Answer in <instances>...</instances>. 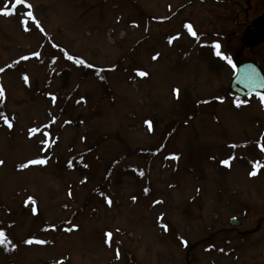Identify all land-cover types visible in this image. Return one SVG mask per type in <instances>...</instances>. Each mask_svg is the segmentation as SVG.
Listing matches in <instances>:
<instances>
[{"label":"rangeland","instance_id":"rangeland-1","mask_svg":"<svg viewBox=\"0 0 264 264\" xmlns=\"http://www.w3.org/2000/svg\"><path fill=\"white\" fill-rule=\"evenodd\" d=\"M27 3L43 31L20 22L25 5L0 14V264H264L261 161L249 175L264 113L203 102L231 73L206 46L249 56L248 15L225 27L224 0Z\"/></svg>","mask_w":264,"mask_h":264},{"label":"snow or ice","instance_id":"snow-or-ice-1","mask_svg":"<svg viewBox=\"0 0 264 264\" xmlns=\"http://www.w3.org/2000/svg\"><path fill=\"white\" fill-rule=\"evenodd\" d=\"M9 2H11V0H9ZM27 5V8L29 9L26 14H25V17H22L21 18V23L24 24V25H27V23L29 21H31L32 23H34L36 25V27L40 28L41 31H43V28L41 27L40 25V22L36 19V17L34 16L33 12L31 11L32 9V5L30 3H27V0H14V3H12L11 6H6V7H0V14L2 15H10L12 14L15 10H16V7L17 6H20V5ZM185 28H187L188 32L190 33V35H192L193 37H196L197 39H199V36L197 35V32L193 29L192 25L189 24V23H186L184 25ZM179 35V34H177ZM169 42H171V38L169 39ZM213 47L216 49L215 51V55L221 57L222 59L226 60L229 64H232V59L231 57L225 55L222 51H220V45L219 43L217 42H213ZM32 55H35V56H38L39 53H32ZM27 57H25L26 59ZM70 59L72 57H69ZM156 57L154 56L153 59H155ZM77 63H84L83 60H77ZM234 66V65H233ZM0 71H3V69H0ZM139 75L140 76H145L147 75L146 72H143L141 70H137ZM24 80L27 82L28 80V77L27 75L24 76ZM174 91L178 92V90L174 89ZM4 94V90L2 88H0V96H3ZM50 95H53V98H54V94H50ZM83 99V98H81ZM222 99V98H220ZM261 103L262 105H264V94H261ZM239 106V104L237 105ZM0 119H3V121L8 125V127H12V123L11 121L8 119V117L4 114V113H0ZM53 121L56 119L55 117L52 118ZM146 123H148L150 125V121H146ZM151 130V129H150ZM40 129L39 128H33V129H30L29 130V135L31 136L33 133L35 132H39ZM41 143H47V141H41ZM233 147H235V145H233ZM261 148L262 150H264V145H261ZM229 159H231V157H229L228 159H225V160H222L221 163L222 164H225L227 165L229 163ZM3 161H0V164H2ZM29 164H32V163H45L44 160H30L28 161ZM26 165L25 164H20L19 167L23 168L25 167ZM261 166V163L259 161H254L253 164H252V171L249 173V175H255L257 174V169ZM32 197L29 196L28 197V201H32ZM132 199H136L135 197H132ZM106 201L107 203L111 204V199L110 198H106ZM33 211L35 212L36 209L33 208ZM54 227V226H53ZM73 228L75 227H78L77 225H73L72 226ZM106 236L108 238H111L112 237V233L111 232H107L106 233ZM183 240V238H181ZM6 242V237H5V234L2 230H0V244L2 243H5ZM26 243H32L33 242V239H29L27 241H25ZM40 243H44V241H39ZM184 243H186V241H184ZM12 247H15V245H12ZM117 255H119V253L117 252Z\"/></svg>","mask_w":264,"mask_h":264},{"label":"flooded vegetation","instance_id":"flooded-vegetation-1","mask_svg":"<svg viewBox=\"0 0 264 264\" xmlns=\"http://www.w3.org/2000/svg\"><path fill=\"white\" fill-rule=\"evenodd\" d=\"M244 2H246V5L241 4V6L238 1H234V4L241 6L238 12L235 13L236 16L242 9H245L243 16L248 15V18L245 17V21L242 22L243 30L240 31L241 35L238 37V43L241 45L240 50L246 49L247 55L255 56L253 61L259 64L264 73V0H252V2L244 0ZM258 5L262 6L259 7ZM227 15H230V13H227ZM225 34L233 36L234 32L223 31L222 35ZM235 57L237 58L236 55ZM259 57L261 60H259Z\"/></svg>","mask_w":264,"mask_h":264},{"label":"water","instance_id":"water-1","mask_svg":"<svg viewBox=\"0 0 264 264\" xmlns=\"http://www.w3.org/2000/svg\"><path fill=\"white\" fill-rule=\"evenodd\" d=\"M245 80L250 82H245ZM259 80H262V75L258 68L251 62L242 63L236 67L228 92L239 96L247 94L256 89L255 82ZM229 223L236 225L239 222L231 219Z\"/></svg>","mask_w":264,"mask_h":264}]
</instances>
